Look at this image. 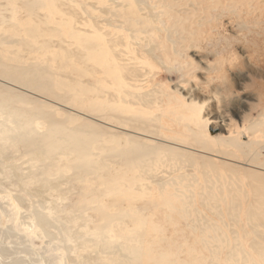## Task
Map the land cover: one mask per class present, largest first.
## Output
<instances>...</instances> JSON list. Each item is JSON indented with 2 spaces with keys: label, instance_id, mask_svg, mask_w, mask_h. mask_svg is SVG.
I'll return each mask as SVG.
<instances>
[{
  "label": "rangeland",
  "instance_id": "374dc122",
  "mask_svg": "<svg viewBox=\"0 0 264 264\" xmlns=\"http://www.w3.org/2000/svg\"><path fill=\"white\" fill-rule=\"evenodd\" d=\"M22 1L0 0L3 16L10 18L0 22V36L8 39L0 44V60L45 68L50 81L81 82L84 90L63 87L64 92L58 94L72 95V101L64 102L51 94L54 90L22 87L0 76V88L8 87L29 101L4 99L3 105L40 109L49 119L59 121L73 117L70 128L100 138L94 158H105L102 146L138 148L147 144L162 149L146 171L129 170L121 158H115L116 163L110 166L122 171L117 173L120 182L99 174L74 182L75 153L69 155L70 162L67 157L58 159L54 168H44L26 154L16 155L13 166L26 185L17 184L4 169V175L0 173V250L5 262L119 264L121 259L108 252L107 245L91 240L90 229L103 224L106 214L124 212L110 223L114 234L102 235L110 236L113 244L141 251V264H264L260 252L251 249L255 236L244 214L247 204L242 202L241 219L235 226L226 211V224H222L213 209L202 206L200 198L207 185L216 181L209 165L205 168L209 167L206 172L212 179L199 171L200 158L208 157L217 165H237L241 186L248 182L242 169L250 166L216 150L205 151L192 141L190 132V128H199L209 141L228 135L241 142L255 137L264 140V124L258 126L262 132L255 136V129L251 131L259 120L264 123V0H42L36 12L24 8ZM13 18L19 22L14 27ZM34 22L38 38L35 47H30L26 44L33 40L29 29ZM67 52L77 56H66ZM20 119L19 111L0 112V123L12 126ZM32 123L41 132L47 131L43 119L29 118L20 126L32 127ZM223 124L225 128L220 127ZM162 145L183 151L184 155L174 161L181 164L179 173ZM214 148L222 149L218 145ZM219 169L228 176L221 166ZM44 179L55 187L29 196L28 191L35 194L36 189L31 188ZM83 185L86 190L81 189ZM109 185L114 190L108 189ZM115 199H122V204L127 203L121 206L134 210L129 220L127 209L119 211ZM185 208L189 214L181 216ZM36 211L50 219L45 229L39 225ZM197 217L202 219L199 225ZM204 223H216L218 236L225 242L214 238L213 227L207 228L206 234L201 232ZM118 227L129 235L128 246L117 236ZM244 232L249 235L245 237ZM203 240L210 246H221L217 256L206 249ZM81 241L87 251L77 248ZM261 245L264 247V242ZM237 249L234 263L229 250ZM86 256L94 259L87 262ZM246 259L253 263H246Z\"/></svg>",
  "mask_w": 264,
  "mask_h": 264
},
{
  "label": "bare ground",
  "instance_id": "6f19581e",
  "mask_svg": "<svg viewBox=\"0 0 264 264\" xmlns=\"http://www.w3.org/2000/svg\"><path fill=\"white\" fill-rule=\"evenodd\" d=\"M22 2H23L24 8L30 10L31 12H34L35 10H37L35 8H39L43 3L42 0H40L39 2L35 0H23ZM2 7L3 6L0 4V22L1 21L9 22L10 18L6 20V17L3 16L4 8ZM231 7L234 8L233 5H231ZM215 8L217 9L216 6ZM256 11H257V7H256ZM232 12L234 13V10H232ZM14 21L16 24H13V27L19 24V22L16 19H14ZM29 31L31 32L30 36L33 40L31 42L30 41L27 42L26 46L35 47L36 45V44L34 45V42H36L35 38H38V35H37L38 27H37L36 22L33 23ZM17 32H19V30ZM6 39H7L6 37L0 36V44L6 43ZM67 53L68 55L66 56H71L73 58L77 56L75 53H72V52H67ZM64 62H66V60H64ZM74 73L77 74V72H74ZM0 76L12 82H16L18 83V85L22 87L32 88L36 90H46V91L54 90L51 94L57 96L59 99H61L64 102H67L68 100L72 101V95H71V92L58 94L60 91H63V87L68 90L72 89L71 91H75L77 90V86H79L78 91L80 92L82 91L81 89L83 88L81 82L79 83V85H72L70 82H66V81H62V82L60 81L59 84H56L50 81L49 77L51 76L46 71L45 68L33 67V66H29V67L19 66L16 63L5 64L1 60H0ZM63 83L66 84V86ZM8 94H10V96L6 97ZM13 98H17L18 101L29 102L27 98H25L24 96H17L8 87L0 88V112L3 114H9V113L19 111V113L21 114V119L14 120L12 122V126L7 123H0V173L1 174L3 173L4 175L5 172L1 169L6 170L7 174L10 177H12L14 181L17 182V184L21 183L22 186H24L25 182L22 181V177L18 174L16 167L13 166V161H16L17 158L20 157L19 155H22V154H26L27 156H29L31 161L33 160L39 163H43L44 168H50L52 166L54 168V165L57 164L58 159H60L61 157H64V159H66L67 157L68 158L67 160L69 161L70 160L69 155H72V153H75L74 169L76 170V174L72 177L74 182L77 180H83V176L88 178L91 175L96 176V174L106 176L108 180L120 182L121 179L117 177L119 176L117 175V173L122 174V171H119L117 168H112L111 167L112 165L110 166L111 163L113 164L116 163L115 158L117 159L121 158L120 159L121 163L128 166L127 168H130L129 170L146 171L148 167L156 163L157 160L154 155L159 150L162 149V147H157L155 145H147V144H141V146L138 148H132V147L124 148L123 146L119 145V146H115L113 148L107 149L104 146H102L105 150L104 151L105 158L104 156L103 157L100 156V158H97V157L94 158L93 156H95L96 154L93 151H95V149H98L100 147V143H99L100 138H96L94 136H88L86 134H83L81 131L77 130V128H74V129L70 128L68 124L72 121L73 117H68L66 120L59 121L60 119L58 120V118H55V117H51L49 119L48 115L45 112L41 111L40 109L38 110L35 109L31 111L30 109H26V108H18V109L9 108L3 105L4 99L10 102ZM29 118H31L33 121H35L36 119H43L47 121V124H48L47 131L45 133L41 132L39 129L35 128L34 123L31 124L32 127H26V124L20 126L26 119H29ZM263 124H264L263 120L261 122L259 120L256 123V125L251 127V129H253L251 131H254V129L255 131L257 130L256 132L254 131L253 136H255L257 132H262L261 129H258V126L263 127ZM224 125L225 124H223L220 127L225 128ZM146 126L147 128L150 127V123L148 121L146 122ZM198 129L195 131L194 128H190L191 135L193 136L192 141L197 146L203 148L205 151H208V152H213V151L215 152L216 150V152L221 156H224L230 159L245 161L250 166V168L242 169V172H241L242 177L246 178L248 182L246 184L243 183L241 186L240 185L241 182H239L240 179L237 177L238 175L237 168H239L237 167V165H233L227 162H222L221 165H217L215 162L212 161V159L208 157L200 156L202 158H200L199 163L201 162L202 169L199 171L201 173H204L206 177H209L210 179H212V177L210 176V173L207 174L208 172H206L209 167L205 168L209 165L211 168L213 177L216 179L215 182L211 181V183L207 185V189L200 193L202 206L209 208V209H213L215 212L214 213L215 217L218 220L223 221L222 224H226V221L224 220L225 211H226L228 218L232 219L234 222V225L237 226L238 219H241L240 207L242 205V202L246 203L247 208L244 214L245 216H247V221L249 222L248 227L250 229V232L255 236V240H253V242L251 243V249L257 250V252L259 251L260 254L262 255V256L260 255V257L264 261V247L261 245V242H264V230H263L264 229V140L258 139V138L255 139L256 138L255 137L252 139H248L246 142H241L239 138H234L228 135V136H222V137H213L215 138V141H209L205 138L204 134H202V132ZM215 145L221 146L222 149L221 148L215 149L214 148ZM164 147L166 150H168V152L171 155V158H172L171 162L173 164L175 171L176 172L181 171V164L177 162L174 163V161L179 160L180 157L184 155L183 151H178L181 149L172 147L170 145H167V146L165 145ZM237 152H240V153H237ZM16 155H18V157H16ZM190 156L192 157L193 154H190ZM192 159L194 160V157ZM59 161L61 162L62 160H59ZM220 166H221V169H223L224 172H226L228 176H223L221 173H219ZM252 166L257 169H253ZM197 167H199V164L197 165ZM184 178L185 177H178V179H184ZM156 183L160 185V182H156ZM55 185L56 184H53L52 182H49L48 180L44 179V180L39 181L35 187L31 188L33 190L36 189L35 194L30 193V191H28V194L31 197H35L36 195H42V192H44L45 190L49 188L55 187ZM84 188L86 190V186L82 187L81 189L83 190ZM108 189L114 190L113 186L111 185H109ZM94 194L97 195L98 193L97 194L94 193ZM117 196H120V195H117ZM176 198L177 197H175V199ZM127 199L129 198L127 197ZM116 201L120 204L122 199L121 200L115 199L114 202ZM126 203H123V204L121 203V204L124 205ZM174 203L175 201L172 202L171 205H173ZM121 204L118 210L122 211L123 209L126 208L127 209L126 218L127 220H129L132 217V213H134V210H129L128 206L127 207H125L126 205L121 206ZM78 212H81V209ZM123 213L124 212H122L121 214L118 213L119 215H117L116 213L114 214L108 213L106 214L105 218L102 219L104 221L103 224H100V226H96L94 228L90 226L92 228L90 230H92L93 232L91 240L93 241L97 240L103 243L104 245H107L108 247L107 251L112 253L113 256L121 259L119 264H123V263L141 264L142 263L141 257H143L141 255V251L130 250L129 247L126 248L125 246L121 244H113L111 243L110 236L102 235V233H107L109 235L114 234L111 232H113L115 228L113 230V228L111 227L112 224L110 223H113L117 221L119 218H121ZM180 213H181V216H186L189 214L187 208L183 209L182 212ZM34 214L36 215V213ZM37 215L36 217H38L39 225L45 229L46 226L49 224L50 219L46 217L45 214L39 211L37 212ZM100 219H96V220H100ZM200 220L202 219L200 218L197 219L198 225L200 224ZM203 226L204 227L206 226V227L205 229L201 227L202 228L201 230H204L201 232L205 233L207 228L213 227L214 238L216 240H219V242H225V239L223 236H220V235L218 236L219 230H217L218 226L216 223L214 224L211 223V225L204 223ZM116 231L118 233L117 236L120 238L122 237L124 239L126 246H128L130 242L129 235H127L124 232V230L120 227H118ZM236 233L237 232L235 231L234 236H236L235 235ZM244 233H245V237L249 235L248 232H244ZM131 236L133 237L132 234ZM81 243L82 241L79 244L80 246H77V248L79 249L83 248L85 249V251H87V248L83 245V243L82 244ZM203 244L204 246H207L206 249H209V251L212 252L213 256L214 255L217 256L216 253L219 251V248L221 246L219 245L218 247L210 246L204 240H203ZM139 248H141V245L139 246ZM100 251H102L103 253H106V251H103L101 249ZM238 251L239 249L232 250V251L229 250V254H231L230 261L234 262L233 260L235 258L233 254H236V252ZM4 257H5L4 252L0 250V264H8L7 262H5L6 260ZM85 259L87 262H90L94 258L91 256H86ZM208 260H210V258L207 259L206 262H208ZM164 261L170 262V259L168 260L165 258ZM211 262L216 263V260H212ZM247 262L253 263L252 261H248V259H246V263ZM170 263H173V262H170ZM239 263H242V260ZM11 264H18V262L17 263L14 262ZM217 264H218V261H217Z\"/></svg>",
  "mask_w": 264,
  "mask_h": 264
}]
</instances>
